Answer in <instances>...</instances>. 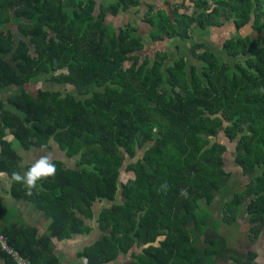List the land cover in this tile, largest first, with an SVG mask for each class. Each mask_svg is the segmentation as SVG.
Listing matches in <instances>:
<instances>
[{
  "label": "trees",
  "instance_id": "obj_1",
  "mask_svg": "<svg viewBox=\"0 0 264 264\" xmlns=\"http://www.w3.org/2000/svg\"><path fill=\"white\" fill-rule=\"evenodd\" d=\"M189 1L193 13L181 12L186 1L168 3L172 15L148 5L144 21L154 42L175 41L199 65L180 52L171 64L167 52L142 59L139 28L106 22L141 0H0V175L10 180L13 200L49 222L39 236L0 215V233L32 264H64L54 240L90 235L87 223L104 202L112 205L98 219L106 235L78 253L86 264H110L136 247L132 264H217L229 246L223 227L243 210L250 235L263 232L264 0ZM229 22L239 34L222 53L194 38L196 28ZM249 26L261 36L240 33ZM43 77L77 91L27 92ZM9 90L14 93L3 99ZM222 133L237 143L235 161L251 181L216 218L209 210L233 177L225 167L229 147L216 141ZM14 142L29 153L55 142L78 160L77 168L54 161L55 176L28 195L11 178L31 166L23 170ZM141 150L144 157L127 168L134 177L123 184L119 202L122 169ZM0 264H16L1 247Z\"/></svg>",
  "mask_w": 264,
  "mask_h": 264
},
{
  "label": "rangeland",
  "instance_id": "obj_2",
  "mask_svg": "<svg viewBox=\"0 0 264 264\" xmlns=\"http://www.w3.org/2000/svg\"><path fill=\"white\" fill-rule=\"evenodd\" d=\"M187 3L186 7H183L181 12H188L193 13L194 9V3H192L189 0H142V5L138 8H134L130 10L128 13H120L117 17L109 16L107 18V23L113 21L115 23V27L119 29L120 27H124L128 22H132L136 27L139 28L140 33L144 37L145 42V48L141 52L140 56L142 59H144L146 56H149L151 58H154L155 54L157 52H167L170 55V59L168 61V64H171L177 57L179 52L185 56H187L189 63L199 65L198 61L189 53L188 49H185L184 47L179 49L177 46V43L171 39H167L165 41L160 42H154L150 36V31L153 30V28L144 21V15L148 11L149 7L148 5H155L156 10L165 9L169 14H171L170 8L168 6V3H171L175 5L177 2ZM188 1V2H187ZM172 15V14H171ZM15 25H18L17 22H15ZM13 25L11 28L17 33V27ZM194 38L198 41H205L208 42V45H212L217 52L222 53L223 47L225 42L233 37L235 34H237L236 26L233 22L227 23L225 26L219 28V27H213L210 30H202L196 28L194 30ZM242 33L245 36L254 34L255 37H260L261 34L255 33L253 30V27L249 26L242 30ZM189 46V45H188ZM180 50V51H179ZM223 55V54H222ZM227 58V57H226ZM126 66H130V63H127ZM27 92L33 95H37L40 90H51V91H64V92H76V88L74 86H57L52 81H50V78L43 77L40 81H38L35 84H31L26 87ZM10 91V92H9ZM8 93L4 94L3 99H7L12 92L9 90ZM216 141H222L223 143L227 144L229 147V151L226 156V169L233 174L232 182L230 184V187L222 191L218 197L217 202L215 205L209 210L207 207L208 205L206 202H202V205H204V209L209 210L212 212L216 218H223L224 216V204L233 198V196L236 194L235 192L243 191L246 187V185L251 181L250 177H246L243 173V169L237 164L235 161L236 153H237V143L231 142L229 139L226 138L224 133H222L221 137L217 139ZM14 146L16 151L21 155L23 158V164L22 168L25 170L27 166H30L33 162H35L36 159H38L40 156L45 155L47 153H51L53 156L54 161H61L64 162L69 168L76 169L77 168V159H70L68 158L67 154L63 152L59 146L53 142L51 149H43V150H34V152L29 153L24 151V149L20 146L18 142H14ZM145 154V150H141L138 154V157L136 159H128L124 168L122 169V175H121V184H120V192H119V198L118 201L121 202L124 200L122 194V186L123 184L127 183L130 179L134 177V174L129 172L127 170L128 166L132 162L138 161L140 158H143ZM3 196H8L6 194H3ZM10 196V195H9ZM11 197V196H10ZM13 202H17L11 198ZM8 205V204H7ZM17 203L15 204V206ZM9 206V205H8ZM3 207V210H6L9 212L13 217H18V210L15 207ZM109 203H98L95 207V212L101 211L105 207H109ZM33 207V206H31ZM34 208V207H33ZM14 218V221H16ZM245 218H240V224L244 225ZM247 221V220H246ZM17 222V221H16ZM223 231L225 234H228L229 231H234V228H231L230 225L226 224L223 227Z\"/></svg>",
  "mask_w": 264,
  "mask_h": 264
},
{
  "label": "crops",
  "instance_id": "obj_3",
  "mask_svg": "<svg viewBox=\"0 0 264 264\" xmlns=\"http://www.w3.org/2000/svg\"><path fill=\"white\" fill-rule=\"evenodd\" d=\"M109 21L110 22L108 24H114L115 26V23L113 21ZM238 34L239 33L237 32V34H235L234 36H237ZM8 141L13 142L14 137L9 136ZM10 186L11 182L8 179L7 175L1 174L0 215L13 221L14 218H18L15 219L17 222L25 223L38 230L39 236L47 234L49 222L44 218L43 214L39 213L28 203L10 201L12 200L9 196ZM3 194H6L8 196H3ZM16 203L17 205L15 206ZM5 206L15 207L18 210V217H13V215H11L9 212L3 210V207ZM111 207L112 205L103 208L98 213L95 212L96 220L92 222L88 221L87 224L94 229L90 235H77L71 239H67L64 241H58L56 239L54 240L55 252L64 264H86V260L83 258H79L78 253L83 251L86 247L92 246L104 238L106 234L102 230H100L98 219L105 209ZM241 217L247 220H245L246 224H240ZM240 218L231 226V228H234V231H229V233L226 234L228 237V250L225 257L221 259L217 264H264V230L261 235L252 237L250 235L248 216L246 215L245 210H243ZM140 251L141 249L139 247H136V249L132 250L129 254H121V256L117 260L110 264H132L135 260L133 254L139 253Z\"/></svg>",
  "mask_w": 264,
  "mask_h": 264
},
{
  "label": "clouds",
  "instance_id": "obj_4",
  "mask_svg": "<svg viewBox=\"0 0 264 264\" xmlns=\"http://www.w3.org/2000/svg\"><path fill=\"white\" fill-rule=\"evenodd\" d=\"M56 172V164L52 154L49 152L36 159L35 162H33L28 170L23 174L19 172H13L11 178L17 183H22L27 189V194L31 195L32 190L37 187L38 181L55 176ZM160 187L161 190H166L167 185L162 184ZM181 196L187 198V189H181Z\"/></svg>",
  "mask_w": 264,
  "mask_h": 264
},
{
  "label": "built area",
  "instance_id": "obj_5",
  "mask_svg": "<svg viewBox=\"0 0 264 264\" xmlns=\"http://www.w3.org/2000/svg\"><path fill=\"white\" fill-rule=\"evenodd\" d=\"M0 247L4 252L13 258L16 264H32L27 258L22 256L19 251L9 244L8 238L2 233H0Z\"/></svg>",
  "mask_w": 264,
  "mask_h": 264
},
{
  "label": "water",
  "instance_id": "obj_6",
  "mask_svg": "<svg viewBox=\"0 0 264 264\" xmlns=\"http://www.w3.org/2000/svg\"><path fill=\"white\" fill-rule=\"evenodd\" d=\"M81 218H83L82 216H80Z\"/></svg>",
  "mask_w": 264,
  "mask_h": 264
},
{
  "label": "flooded vegetation",
  "instance_id": "obj_7",
  "mask_svg": "<svg viewBox=\"0 0 264 264\" xmlns=\"http://www.w3.org/2000/svg\"><path fill=\"white\" fill-rule=\"evenodd\" d=\"M118 198H119V196H118Z\"/></svg>",
  "mask_w": 264,
  "mask_h": 264
}]
</instances>
